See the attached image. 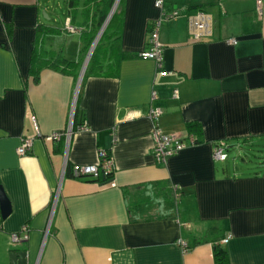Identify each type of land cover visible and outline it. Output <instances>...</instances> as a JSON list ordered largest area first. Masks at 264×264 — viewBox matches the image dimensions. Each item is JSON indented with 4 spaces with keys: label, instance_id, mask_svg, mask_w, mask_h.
<instances>
[{
    "label": "crops",
    "instance_id": "crops-1",
    "mask_svg": "<svg viewBox=\"0 0 264 264\" xmlns=\"http://www.w3.org/2000/svg\"><path fill=\"white\" fill-rule=\"evenodd\" d=\"M164 7L180 15L160 26L161 65L140 54L162 10L155 0H125L120 44L135 56L116 76L81 77L94 41L78 76L44 69L35 82L37 23L66 26L70 17L51 23L41 0H0V185L11 204L0 221V264L23 251L26 264H216V244L229 264H264V165L256 174L230 154L224 162L213 156L218 140L252 136L248 146L264 148V0L261 14L256 0H165ZM80 21L78 12L76 27ZM63 35L68 57L78 58L80 32ZM71 122L68 146L51 136ZM157 128L200 142L160 164ZM26 136L34 142L20 155ZM100 150L114 160L112 177L73 175L75 165L98 163ZM24 225L29 238L13 241Z\"/></svg>",
    "mask_w": 264,
    "mask_h": 264
},
{
    "label": "trees",
    "instance_id": "trees-1",
    "mask_svg": "<svg viewBox=\"0 0 264 264\" xmlns=\"http://www.w3.org/2000/svg\"><path fill=\"white\" fill-rule=\"evenodd\" d=\"M116 0H67V15L71 23L75 25L74 19L78 12L81 14V21L78 31L81 35V48L78 58L73 59L67 55L68 39L63 35L71 33L66 26L53 24L37 23L35 38L33 41L30 74L35 82H39L41 73L44 69L60 71L62 73L78 76L83 66L85 57L95 41L97 35L105 25ZM125 0H120L118 8L115 10L110 22L100 37L92 56L85 70L84 79L90 75L116 76L121 62L125 59L134 57L135 54L124 51L121 48V32L123 20V4ZM8 37H12V24H6ZM53 36V39L50 37ZM79 110H76L74 127L79 126ZM190 130H200L199 123L191 122L188 125ZM197 143L200 141L196 138ZM252 136H247L238 140L237 143H229L226 140L214 141L213 145L224 142L226 145L228 158L231 149L238 148L244 153L237 158L244 163L252 161V156L260 158V163L264 165V155H257L248 152V146ZM238 146V147H237ZM227 158V160H228ZM218 161V160H217ZM226 161V160H225ZM224 162V161H223ZM240 166V165H239ZM70 171V167H68ZM259 173V171H255ZM107 178L113 173H106ZM91 179H95L89 177ZM97 180V179H95ZM216 264H229L228 252L220 245H215Z\"/></svg>",
    "mask_w": 264,
    "mask_h": 264
},
{
    "label": "built area",
    "instance_id": "built-area-1",
    "mask_svg": "<svg viewBox=\"0 0 264 264\" xmlns=\"http://www.w3.org/2000/svg\"><path fill=\"white\" fill-rule=\"evenodd\" d=\"M165 0H155V6L162 10V17L158 20L152 22L151 28H150V34H149V45L146 48V50L141 52V56L144 58H151L157 61L160 65L162 62V47L159 40V30L160 26L162 24V21L165 19H171L174 17H177L180 15V11L178 9H171L167 10L164 7ZM257 4V12L261 14L262 12V6H263V0H256ZM66 28L70 32L78 31V28L74 26L71 21L69 20ZM231 42L236 43V39L230 40ZM177 96V91L174 94ZM161 114V111L159 109L152 110L151 111V118L155 119L158 118ZM32 123L34 126V130L36 135H40L41 131L38 126L37 118L36 116H32ZM73 123L71 122L69 127L65 131H56L52 133V137L54 139H62L64 138L66 141V144L68 146L71 136L73 134ZM154 138V155L156 157V160L160 164L167 163L168 159L173 156L174 154H177L179 151L183 150L184 148L194 145L197 143L196 137L194 135L188 134L185 137H180L178 135L173 134H165L160 129H156L153 133ZM22 144L17 148L18 154L20 155H26L32 148L34 138L32 136H26L22 140ZM213 156L215 160L218 161H225L228 158V153L226 149V145L224 142H219L216 145H213ZM99 162L96 164L91 165H75L73 167V175L76 177H92L95 179H100L101 174L104 175L106 173H113L115 169L114 160L107 150H100L99 152ZM29 238V227L28 225H24L21 230L17 233H14L12 235L13 241H21L23 239ZM230 237H227L224 241L228 242ZM184 245V248L186 249V244L182 242Z\"/></svg>",
    "mask_w": 264,
    "mask_h": 264
},
{
    "label": "rangeland",
    "instance_id": "rangeland-1",
    "mask_svg": "<svg viewBox=\"0 0 264 264\" xmlns=\"http://www.w3.org/2000/svg\"><path fill=\"white\" fill-rule=\"evenodd\" d=\"M41 1H42L44 8L47 9V11H46L47 15L44 13L45 9H43V18L47 22L50 21L51 23H53V19L55 17L57 18V17H60V15H64L65 13H67V0H41ZM118 6H119V3L117 5V7ZM49 15L51 16L50 18H49ZM248 152H250V153L254 152L257 155H264V148H258V146L250 147V150ZM237 154H238V151L235 148L231 149L230 159L233 160L234 157L237 156ZM260 162H261L260 158H258L256 156H252V161L247 163L248 167H245L246 171L255 172V171L259 170L261 168V166L263 165ZM243 163L244 162L239 161L238 164L240 165V167H243L244 166Z\"/></svg>",
    "mask_w": 264,
    "mask_h": 264
},
{
    "label": "water",
    "instance_id": "water-1",
    "mask_svg": "<svg viewBox=\"0 0 264 264\" xmlns=\"http://www.w3.org/2000/svg\"><path fill=\"white\" fill-rule=\"evenodd\" d=\"M119 1L120 0H116L115 4L113 6V9L110 12V15H109L105 25L103 26V28L101 29L100 33L98 34L97 39L95 40V43H94V45H93V47H92V49H91V51H90V53L88 55V58L85 61V65L83 67L81 77L83 76V74L85 72V69L87 67L88 61H89V59L91 57V54H92V52H93V50H94V48L96 46V43L100 39V37L103 34L108 22L110 21L111 17L113 16ZM44 13L46 14V12H44ZM10 212H11L10 200H9L7 194L5 193L3 187L0 185V221L2 219H5L10 214ZM11 262L13 264H16V263H18V264H26V262H27V253L24 252V251L20 252V253H16V252L11 253Z\"/></svg>",
    "mask_w": 264,
    "mask_h": 264
}]
</instances>
